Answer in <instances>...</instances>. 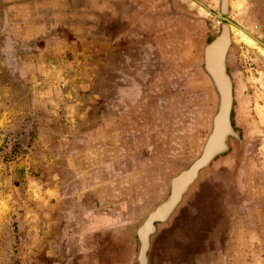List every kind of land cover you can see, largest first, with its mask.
<instances>
[{"label":"rangeland","instance_id":"obj_1","mask_svg":"<svg viewBox=\"0 0 264 264\" xmlns=\"http://www.w3.org/2000/svg\"><path fill=\"white\" fill-rule=\"evenodd\" d=\"M228 6L264 43V0ZM226 24L194 0H0V264H140L139 229L212 133L205 49ZM231 31L239 137L149 264H264V47Z\"/></svg>","mask_w":264,"mask_h":264},{"label":"water","instance_id":"obj_2","mask_svg":"<svg viewBox=\"0 0 264 264\" xmlns=\"http://www.w3.org/2000/svg\"><path fill=\"white\" fill-rule=\"evenodd\" d=\"M194 1L211 14H214L218 19L227 23L224 25L220 35L205 49V68L220 95V107L213 121V131L208 138L201 157L189 169L173 179L170 198L151 213L147 221L139 229L138 234L141 242L140 264H149L148 254L151 247V237L156 233L157 225L169 220L190 187L198 180L201 171L206 169L218 156L225 154L229 150L230 139L236 136L232 123L235 99L234 84L227 68L228 53L232 45L231 26L241 30L264 47V43L261 40L224 16L228 10L226 0H223L222 5L224 15L213 13L208 6L199 0Z\"/></svg>","mask_w":264,"mask_h":264},{"label":"crops","instance_id":"obj_3","mask_svg":"<svg viewBox=\"0 0 264 264\" xmlns=\"http://www.w3.org/2000/svg\"><path fill=\"white\" fill-rule=\"evenodd\" d=\"M225 161H226V163H229L230 162V160H226L225 159ZM205 216H200V218H197V217H193V218H187V215H186V220L187 219H189V222H194V221H197V220H199V219H202V218H204ZM215 215H214V213H212L211 215H210V217L208 218V220H207V222L205 223L207 226H208V231H211L212 230V226H214V223H217V221L215 220ZM197 223H195L194 225H196ZM206 225L204 226V227H199V228H195V232H197L198 234H203L204 235V232L206 231ZM210 227H212V228H210ZM196 230H199V231H196ZM201 239V238H200ZM202 240V239H201Z\"/></svg>","mask_w":264,"mask_h":264},{"label":"flooded vegetation","instance_id":"obj_4","mask_svg":"<svg viewBox=\"0 0 264 264\" xmlns=\"http://www.w3.org/2000/svg\"><path fill=\"white\" fill-rule=\"evenodd\" d=\"M222 2H223V0H222ZM222 5H223V3H222ZM231 46H232V45H231ZM230 49H231V47H230ZM229 51H230V50H229ZM228 55H229V53H228ZM227 68H228V60H227ZM228 73H229V71H228ZM230 76H231V75H230ZM231 78H232V77H231ZM232 80H233V79H232ZM219 96H220V95H219ZM234 98H235V89H234ZM220 102H221V98H220ZM234 105H235V99H234ZM219 107H220V106H219ZM233 114H234V108H233V111H232V123H233ZM233 126H234V129H235V132H236V136H235V137H232V138L230 139V141H229V150H230V147H231V145H230V144H231V141H232L233 139H236V138L239 137V134H238V132H237V130H236V128H235L234 123H233ZM212 131H213V130H212ZM229 150H228V151H229ZM228 151H227V152H228ZM227 152H226V153H227ZM226 153H225V154H226ZM223 155H224V154H223ZM223 155H220V156H218L217 158H219V157H221V156H223ZM217 158H216V159H217ZM216 159H215V160H216ZM215 160H214V161H215ZM214 161H213V162H214ZM211 164H212V163H211ZM211 164H210V165H211ZM210 165H209V166H210ZM209 166H208V167H209ZM208 167H207V168H208ZM207 168H206V169H207ZM171 190H172V187H171ZM170 195H171V193H170ZM169 198H170V197H169ZM161 205H162V204H161ZM152 213H153V212H152ZM150 215H151V214H150ZM146 221H147V220H146ZM158 225H159V224H158ZM158 225H157V226H158ZM153 236H154V235H153ZM153 236H152V237H153ZM152 237H151V238H152Z\"/></svg>","mask_w":264,"mask_h":264},{"label":"trees","instance_id":"obj_5","mask_svg":"<svg viewBox=\"0 0 264 264\" xmlns=\"http://www.w3.org/2000/svg\"><path fill=\"white\" fill-rule=\"evenodd\" d=\"M227 1V4H229V0H226ZM223 3V2H222ZM229 7V6H228ZM228 11V10H227Z\"/></svg>","mask_w":264,"mask_h":264}]
</instances>
